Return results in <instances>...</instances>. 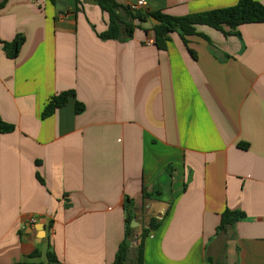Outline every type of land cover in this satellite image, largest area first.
<instances>
[{"label":"crops","instance_id":"obj_1","mask_svg":"<svg viewBox=\"0 0 264 264\" xmlns=\"http://www.w3.org/2000/svg\"><path fill=\"white\" fill-rule=\"evenodd\" d=\"M61 1L0 0V120L14 126L0 133V264L46 262L50 250L63 264H114L127 201L133 234L160 222L144 264H264V23L231 35L199 26L204 36L173 33L158 50L149 23L129 19L132 37L103 40L96 3ZM238 1L143 9L185 16ZM18 36L11 59L3 45ZM227 210L244 218L218 232Z\"/></svg>","mask_w":264,"mask_h":264},{"label":"trees","instance_id":"obj_2","mask_svg":"<svg viewBox=\"0 0 264 264\" xmlns=\"http://www.w3.org/2000/svg\"><path fill=\"white\" fill-rule=\"evenodd\" d=\"M52 4H57L59 0H47ZM100 9L108 15V28L104 33L99 34L103 40H120L124 37H132L136 28L129 19L136 20L140 24L149 23L154 32V45L158 50H165L170 41V36L177 33L184 42L191 36H200L197 28L199 26H207L224 34L231 35L237 34V29L244 24L251 23H264V5L256 0H239L238 3L232 7L211 10L202 13L190 14L185 16H172L160 11H147L140 9L138 11H131L128 7L119 5L115 0H93ZM81 3L80 0L77 1ZM123 12V15L120 13ZM151 17L156 18L161 22L160 25H153ZM140 27V25L138 26ZM225 29H229L228 31ZM204 36V35H201ZM24 42L23 37L18 36L11 43H4L3 50L7 57L16 58L20 47ZM73 92H64L53 96L45 105L42 116L43 118L51 116L56 109L64 106ZM84 106L76 102V112L81 113ZM14 126L2 122L0 120V133H9L13 131ZM41 180V179H40ZM130 205V201H127ZM126 206V230L125 240L120 244L119 250L116 254L114 264H125L128 261V252L130 248V238L133 234L131 222L134 215L128 210ZM131 207V206H130ZM244 218V213L240 211H225L222 214L220 225L217 231L226 230L227 227L232 226L234 223ZM157 219H151L148 227L143 228L140 235V243L137 246V254L135 264H144L143 253L145 240L151 231L159 226ZM38 252H34L29 259L37 258ZM207 264H220L216 263L210 257L207 258ZM15 264H63L59 261L56 254L50 250L46 253V262L34 263L29 260L20 261Z\"/></svg>","mask_w":264,"mask_h":264},{"label":"rangeland","instance_id":"obj_3","mask_svg":"<svg viewBox=\"0 0 264 264\" xmlns=\"http://www.w3.org/2000/svg\"><path fill=\"white\" fill-rule=\"evenodd\" d=\"M87 3H91L94 4L95 2L93 0H89L86 1ZM139 226L134 227V229L138 230ZM138 234V233H137ZM136 232L135 234H133V236L131 237V243L132 245H130V249H129V255H130V260H128L125 264H135V256L137 254V246L140 243V234L137 235Z\"/></svg>","mask_w":264,"mask_h":264},{"label":"built area","instance_id":"obj_4","mask_svg":"<svg viewBox=\"0 0 264 264\" xmlns=\"http://www.w3.org/2000/svg\"><path fill=\"white\" fill-rule=\"evenodd\" d=\"M144 6H145V0H137L135 3L130 4L129 9L131 11H138L140 9H143ZM30 223H35V220L31 219Z\"/></svg>","mask_w":264,"mask_h":264},{"label":"water","instance_id":"obj_5","mask_svg":"<svg viewBox=\"0 0 264 264\" xmlns=\"http://www.w3.org/2000/svg\"><path fill=\"white\" fill-rule=\"evenodd\" d=\"M58 4L65 5V2L59 0ZM151 22H152L153 25H160L161 24V22L159 20H157L156 18H154V17H151ZM135 225H136L135 220H132L131 227L133 228V227H135Z\"/></svg>","mask_w":264,"mask_h":264}]
</instances>
